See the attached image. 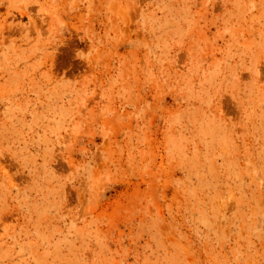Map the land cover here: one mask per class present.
<instances>
[{"label": "rangeland", "instance_id": "rangeland-1", "mask_svg": "<svg viewBox=\"0 0 264 264\" xmlns=\"http://www.w3.org/2000/svg\"><path fill=\"white\" fill-rule=\"evenodd\" d=\"M0 264H264V0H0Z\"/></svg>", "mask_w": 264, "mask_h": 264}, {"label": "bare ground", "instance_id": "bare-ground-1", "mask_svg": "<svg viewBox=\"0 0 264 264\" xmlns=\"http://www.w3.org/2000/svg\"><path fill=\"white\" fill-rule=\"evenodd\" d=\"M30 21V20H29ZM31 22V21H30ZM34 28V27H33Z\"/></svg>", "mask_w": 264, "mask_h": 264}]
</instances>
